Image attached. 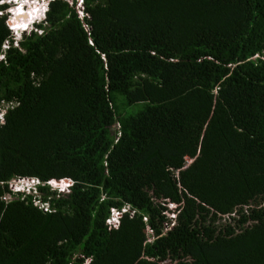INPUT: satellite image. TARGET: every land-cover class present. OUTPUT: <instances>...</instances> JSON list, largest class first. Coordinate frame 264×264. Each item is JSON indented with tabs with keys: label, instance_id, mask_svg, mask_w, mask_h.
Instances as JSON below:
<instances>
[{
	"label": "trees",
	"instance_id": "obj_1",
	"mask_svg": "<svg viewBox=\"0 0 264 264\" xmlns=\"http://www.w3.org/2000/svg\"><path fill=\"white\" fill-rule=\"evenodd\" d=\"M82 13L0 17V264H264V0Z\"/></svg>",
	"mask_w": 264,
	"mask_h": 264
},
{
	"label": "rangeland",
	"instance_id": "obj_2",
	"mask_svg": "<svg viewBox=\"0 0 264 264\" xmlns=\"http://www.w3.org/2000/svg\"><path fill=\"white\" fill-rule=\"evenodd\" d=\"M17 3H22L23 5V10H28L29 12H31L30 14V18L27 19L25 21V25L26 27H15V31H14V37L15 39H19L24 33H26L27 31H29L32 27H33V23H31L34 18L37 16L38 18L41 17L40 13H41V9L44 7V5L47 3V0H15V2L13 3H8V8L5 10L6 12V16L9 15L10 16V11H8V9L10 8H15L17 6H19V4ZM27 16L26 12L21 11L18 15H16V24L20 23L21 21H23V19ZM15 24V25H16ZM24 28H26V30L24 31ZM4 47V46H3ZM5 48V47H4ZM134 109H137V107H132ZM115 129V126H112V130ZM34 182H36L35 180H31L30 178H15L12 179L9 182V188L13 191H16L18 189L23 190L29 187H32L34 185ZM59 182V181H58ZM164 264H173V262L171 261H166L164 262Z\"/></svg>",
	"mask_w": 264,
	"mask_h": 264
},
{
	"label": "clouds",
	"instance_id": "obj_3",
	"mask_svg": "<svg viewBox=\"0 0 264 264\" xmlns=\"http://www.w3.org/2000/svg\"><path fill=\"white\" fill-rule=\"evenodd\" d=\"M7 2H8V3H13V2H15V0H0V5H1V4H6V5H7V7H6L5 9L0 8V17H1L2 15H5V14H6L5 10L8 8V4H7ZM48 2H49V0H47V3H46V4L44 5V7L41 9V13H40L41 17L38 18V17L36 16V17L34 18V20L31 22V23H33V27H34V24H36V23H38V22L40 23V22L44 19ZM17 4H19V6L15 7V8H10V9H8V11L11 12V13H10V16L13 15L12 12H13L15 15H18L21 11H23V12H26V13L28 14L29 18H30V14H31V12H29L28 10H23V5H22V3H21V5H20V3H17ZM15 15L12 17V19H15ZM5 16H6V15H5ZM10 16H9V15L6 16V23H7L8 27H9V29L12 31V34L14 35V31H15V29H16L15 27H17V28H19V27H26V25L24 24L25 21H24V22L21 21L20 23L16 24L15 27H13L12 25L9 24V17H10ZM29 18H28V19H29ZM33 27H32V28H33ZM25 30H26V28H24V31H25ZM14 38H15V37H14ZM15 40H16V39H15ZM10 104H11V103H6V105L3 106V107L6 106L5 111H4V113H3V116H4V114H5L6 110H7V108L10 107ZM3 107H2V108H3ZM0 123H3V119H2V117H0ZM116 127H117V126H116ZM30 179L36 181V182H34V185H33L32 187H29L30 191H27L26 189H23V190L18 189V190H16V191H22V192H26V193H36V185L39 184L38 179H36V178H30ZM52 180H54L55 182H58V181L60 182L61 180L72 181V180L69 179V178H62V179H59V180L52 179ZM72 183H73V181H72ZM72 183H71L70 185H72ZM48 184L50 185L49 181H48ZM70 185H68V188H69ZM50 186H52V185H50ZM54 188H57V190H58V191H61V192H67V191H68V188H66V189H64V190H61V189H59L58 187H54ZM40 207L42 208V205H41V204H40ZM122 209H124V210H122ZM116 210H119V211H120V215H119V217H120L121 214H122L123 212H125V211L128 210V208L124 206V207H122L121 209H116ZM111 213H112V212H111ZM111 213H110V215H111ZM119 217H118V221H119ZM109 218H110V216L107 218V223H108L109 225H111V226H113V225L116 226V225L118 224V221H117L116 223H114V224L108 222V219H109Z\"/></svg>",
	"mask_w": 264,
	"mask_h": 264
},
{
	"label": "built area",
	"instance_id": "obj_4",
	"mask_svg": "<svg viewBox=\"0 0 264 264\" xmlns=\"http://www.w3.org/2000/svg\"><path fill=\"white\" fill-rule=\"evenodd\" d=\"M33 1H35V0H33ZM76 6L79 9L80 15H82L83 14L82 13V0H76ZM4 47L5 48L7 47V42L4 44ZM5 108H6V106L0 109V117H2V119H3V113L5 111ZM49 183H50V185H52V187H58L59 189L64 190V189L68 188V185H70L72 183V181L61 180L60 182H55L54 180H50ZM26 190L30 191L29 188H26ZM42 207H44V209L47 208L46 205H42ZM122 210H124V209H122ZM119 215H120L119 210H113L111 215H110V218L108 219V222L113 223V224L116 223L118 221Z\"/></svg>",
	"mask_w": 264,
	"mask_h": 264
},
{
	"label": "bare ground",
	"instance_id": "obj_5",
	"mask_svg": "<svg viewBox=\"0 0 264 264\" xmlns=\"http://www.w3.org/2000/svg\"><path fill=\"white\" fill-rule=\"evenodd\" d=\"M26 14H27V13H26ZM28 18H29V16H28V14H27V16L23 19L22 22L26 21ZM20 28H21V27H20Z\"/></svg>",
	"mask_w": 264,
	"mask_h": 264
},
{
	"label": "crops",
	"instance_id": "obj_6",
	"mask_svg": "<svg viewBox=\"0 0 264 264\" xmlns=\"http://www.w3.org/2000/svg\"><path fill=\"white\" fill-rule=\"evenodd\" d=\"M16 24V23H15ZM14 27H15V25H14Z\"/></svg>",
	"mask_w": 264,
	"mask_h": 264
},
{
	"label": "snow or ice",
	"instance_id": "obj_7",
	"mask_svg": "<svg viewBox=\"0 0 264 264\" xmlns=\"http://www.w3.org/2000/svg\"><path fill=\"white\" fill-rule=\"evenodd\" d=\"M0 58H2V57H0Z\"/></svg>",
	"mask_w": 264,
	"mask_h": 264
}]
</instances>
